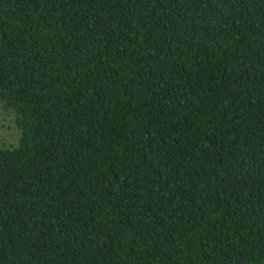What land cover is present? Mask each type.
<instances>
[{
    "label": "trees",
    "instance_id": "16d2710c",
    "mask_svg": "<svg viewBox=\"0 0 264 264\" xmlns=\"http://www.w3.org/2000/svg\"><path fill=\"white\" fill-rule=\"evenodd\" d=\"M0 264H264V0H0Z\"/></svg>",
    "mask_w": 264,
    "mask_h": 264
},
{
    "label": "rangeland",
    "instance_id": "374dc122",
    "mask_svg": "<svg viewBox=\"0 0 264 264\" xmlns=\"http://www.w3.org/2000/svg\"><path fill=\"white\" fill-rule=\"evenodd\" d=\"M19 131L15 125V115L10 109L4 108L0 102V147L16 144Z\"/></svg>",
    "mask_w": 264,
    "mask_h": 264
}]
</instances>
